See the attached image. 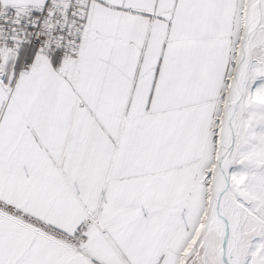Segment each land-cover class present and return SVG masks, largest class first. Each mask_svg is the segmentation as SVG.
I'll list each match as a JSON object with an SVG mask.
<instances>
[{
  "label": "snow or ice",
  "instance_id": "6c2138e0",
  "mask_svg": "<svg viewBox=\"0 0 264 264\" xmlns=\"http://www.w3.org/2000/svg\"><path fill=\"white\" fill-rule=\"evenodd\" d=\"M0 264H264V0H0Z\"/></svg>",
  "mask_w": 264,
  "mask_h": 264
}]
</instances>
